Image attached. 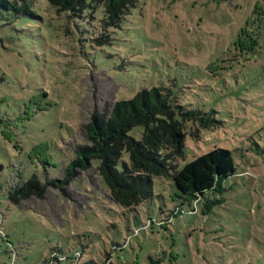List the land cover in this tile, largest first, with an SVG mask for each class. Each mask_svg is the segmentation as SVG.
Returning <instances> with one entry per match:
<instances>
[{
  "label": "rangeland",
  "instance_id": "rangeland-1",
  "mask_svg": "<svg viewBox=\"0 0 264 264\" xmlns=\"http://www.w3.org/2000/svg\"><path fill=\"white\" fill-rule=\"evenodd\" d=\"M32 8L0 11V264H264V0H138L116 27L48 0ZM152 87L212 113L197 136L186 124L174 164L228 149L222 192L192 211L171 178L153 177L152 198L125 208L94 168H77L61 188L8 200L32 175L62 179L91 114ZM207 199L222 201L203 214Z\"/></svg>",
  "mask_w": 264,
  "mask_h": 264
},
{
  "label": "trees",
  "instance_id": "trees-1",
  "mask_svg": "<svg viewBox=\"0 0 264 264\" xmlns=\"http://www.w3.org/2000/svg\"><path fill=\"white\" fill-rule=\"evenodd\" d=\"M138 0H48L58 12L68 11L71 15H89L91 18L102 16L104 26L116 27ZM34 0H0V11H13L34 16ZM104 33L99 40L107 41ZM3 79L0 77V83ZM43 97L47 92L41 93ZM36 104L34 97L30 101ZM27 106V105H25ZM43 111L44 106H36ZM33 112L25 115L29 118ZM211 112L188 109L177 103L170 89L152 87L138 91L131 99L116 100L108 112H93L83 124L86 142L75 147V158L62 179H53L42 184L32 175L22 185L9 188L7 198L13 203L29 195H42L47 186L61 188L73 176L77 168H94L106 185L109 196L117 205L134 208L153 196V177L171 178L178 192L188 201L196 204L209 190L222 192L224 178L235 174V162L228 149L216 147L197 156L177 169L175 160L181 157L187 137L186 124L192 123L194 132L212 128ZM4 120L0 118V123ZM142 127L140 139L129 132ZM4 133V132H3ZM5 138H8L5 135ZM46 150L45 145H36ZM126 154V158L123 155ZM45 162L48 161L45 155ZM95 165L93 166V163ZM19 179V178H18ZM221 199H207L203 203L202 213L210 212L214 204ZM51 260L62 262L65 257L53 252ZM77 263V262H76ZM78 264V263H77ZM104 264H111L107 255Z\"/></svg>",
  "mask_w": 264,
  "mask_h": 264
}]
</instances>
